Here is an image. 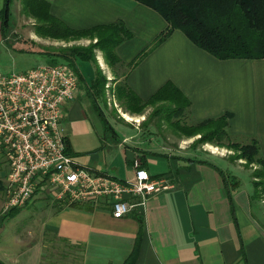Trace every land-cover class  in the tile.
<instances>
[{
  "label": "crops",
  "instance_id": "0c3cea01",
  "mask_svg": "<svg viewBox=\"0 0 264 264\" xmlns=\"http://www.w3.org/2000/svg\"><path fill=\"white\" fill-rule=\"evenodd\" d=\"M48 2L51 14L71 28L121 21L131 32L115 47L119 62L112 67L105 62L113 85L125 82L146 100L169 81L188 99L181 113L190 124L229 113L226 130L230 137L242 143L257 139L264 157V58L218 59L174 29L128 66L167 27L156 10L137 0ZM3 6L0 0V11ZM20 8L19 0V14ZM25 30L19 20L13 30L3 33L0 21V42L48 38ZM80 39L96 41L76 40ZM37 51L47 55L39 46ZM84 61L75 59L78 69ZM83 82L79 79L82 89L78 87L75 97L63 106L61 123L70 154L81 165L120 179L132 177L131 162L137 156L150 175L163 174L173 186L148 198L142 221L137 210L113 217L106 205H65L54 200L29 241L0 244V264H123L134 249V264H264L262 206L256 205V196L250 192L241 193L239 181L228 172L229 164L221 165L209 154L227 156L214 153L209 143L194 148L196 137H187L183 131H141L138 125L116 123L107 115L113 130L105 135L83 90L89 81ZM146 133L149 137L143 136ZM154 133H176L174 137H181V142H164ZM235 161L243 166L242 159ZM216 167L229 183L235 182L231 195L239 235Z\"/></svg>",
  "mask_w": 264,
  "mask_h": 264
},
{
  "label": "trees",
  "instance_id": "16d2710c",
  "mask_svg": "<svg viewBox=\"0 0 264 264\" xmlns=\"http://www.w3.org/2000/svg\"><path fill=\"white\" fill-rule=\"evenodd\" d=\"M12 0H4V6L0 11L1 29L6 33L9 18V6ZM156 10L167 22V27L156 37L152 45L145 49L128 66H132L150 49L163 41L174 29H180L195 45L209 52L218 59L230 58H264V0H137ZM21 13L35 20L34 32L41 37L70 41L82 37L96 41L87 45H70L46 55L48 63H57L61 59L63 63L71 66L82 79L75 63V59L90 60L96 65V70L90 82L85 86V93L90 105L98 117L104 134L113 130L108 121L103 107L106 105L105 84L107 77L97 66L94 49L99 48L103 52L105 62L109 66L119 62L115 53L116 45L125 38L131 37V32L121 21L110 24L96 25L89 28L74 29L67 26L60 19L51 14L48 0H20ZM114 97L125 111L132 114H143L148 106H155L152 112L164 111V103L172 107L176 114L188 105V99L178 91L171 82L163 84L148 99L143 100L136 95L125 82L116 83L113 89ZM163 108V109H162ZM229 113L218 117L208 118L194 124L180 126L187 137H198L194 140L198 143H211L216 146L226 147L232 151L228 155L232 161L242 159L244 164L257 165L251 171L254 185L253 196L264 192V157L260 155L257 139L250 138L246 143L232 140L226 130ZM67 151L71 153L69 141L66 139ZM215 167V166H214ZM225 186V192L230 202L234 224L239 235L234 205L231 195V186L224 172L217 168ZM157 176H163L158 174ZM0 178V190L2 182ZM62 204V203H61ZM77 204V203H76ZM73 205V204H72ZM17 208L9 209L3 214V219L13 216ZM137 217L142 221V213L137 212ZM136 249L125 259L123 264H134L136 261Z\"/></svg>",
  "mask_w": 264,
  "mask_h": 264
},
{
  "label": "built area",
  "instance_id": "2783aa9c",
  "mask_svg": "<svg viewBox=\"0 0 264 264\" xmlns=\"http://www.w3.org/2000/svg\"><path fill=\"white\" fill-rule=\"evenodd\" d=\"M78 87L77 72L63 62L0 72L5 211L24 206L43 189L59 203L106 205L113 217H123L134 210L144 212L152 194L173 186L165 176L150 175L137 156L128 179L75 161L67 151L61 119L64 104L75 97Z\"/></svg>",
  "mask_w": 264,
  "mask_h": 264
},
{
  "label": "rangeland",
  "instance_id": "374dc122",
  "mask_svg": "<svg viewBox=\"0 0 264 264\" xmlns=\"http://www.w3.org/2000/svg\"><path fill=\"white\" fill-rule=\"evenodd\" d=\"M18 6L19 0H17V2L13 0L10 3V15L8 19L9 26L7 27L8 32L13 30V27L15 28V26L19 23V20L20 23L23 24L24 28L26 29L25 32L28 30L34 31L33 24L35 20L31 17H26L23 13H21V9L19 10V14ZM39 40L40 42H32L31 39H11L9 41L2 40L0 42V72H24L26 71V69L36 66L38 64H43L46 62L48 63L49 58L44 55H41L42 53L37 51L38 46L39 48L43 49V53L49 54L52 52H59L60 49H63L64 47L70 45H87L88 43L93 42H88L85 39L62 41L51 38H39ZM94 54L95 60L99 61V64L97 62L96 64L101 69L103 74L107 77V82L105 84L106 105L102 106L105 115L111 118L113 117L116 123L119 121L127 123L133 127L135 125H138L141 131H146V129L150 128L161 131L166 130L165 132H172L177 130L180 131V126L190 125V121L187 120V116H185V114H176L172 111L173 108L170 107V105L167 103H164V111L159 112L158 114L152 112L155 108L154 105H151V107L148 106V108L143 111L142 115H133L127 113V111H125V108L121 106L120 103L117 101L116 97L112 95L114 85L112 83V78H108L110 77V70L106 66L105 58L103 57L102 53L98 51V49H95ZM97 55L99 56V58L97 57ZM58 61L62 62L61 59H58ZM100 62L103 68L100 66ZM95 70L96 65L90 60H86L79 64L78 71L81 74L84 82H86V80L90 82L91 77L95 73ZM82 86L80 83L79 88L82 89ZM83 90L85 91V87L83 88ZM146 134L147 135L144 134L143 136L149 137L150 134ZM174 134L176 133H154L151 135H153V137L155 138L159 137V140H163L164 142H181L179 141L181 137H174ZM162 135H164V139L163 137H161ZM195 137L197 138L198 135ZM232 140L235 139L232 138ZM195 142L196 140H194V143ZM209 145V149L212 150L214 153H220L227 157H229L228 155L232 154V151L226 147L216 146L211 143H209ZM201 147H207V145L201 142L194 145V148L200 149ZM209 157L221 165H230V171L228 172L230 175L235 176V178L239 181L238 187L241 193L245 191H248L251 194L254 193V185L252 182L251 171L256 169L257 165L251 164L248 166L247 164H244V161L242 160L243 166H240L238 163H236V161H232L227 157H220L217 154H209ZM75 161L80 164V162L76 158ZM4 166L5 163L0 158V178L3 177V172L6 169V167L4 168ZM1 184L2 189L0 190V244H12L15 240H20V242L22 243L27 242L30 240L31 237H33L37 233V230L40 227V222L48 213V211L52 210L50 206L53 205V202L55 201L46 191L40 189L34 194L33 198L27 204L15 209L16 213L13 216H8L3 219V214H5L7 211L4 210L3 183ZM260 192L261 193L256 196V200L254 201H256V205H261L262 211H264V192H262L261 188ZM262 216L263 217H261V219H263L264 221V215Z\"/></svg>",
  "mask_w": 264,
  "mask_h": 264
}]
</instances>
